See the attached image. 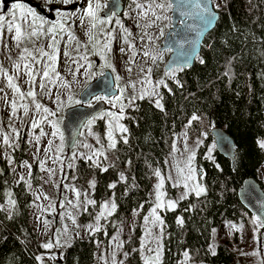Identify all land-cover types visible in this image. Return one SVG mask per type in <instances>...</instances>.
I'll list each match as a JSON object with an SVG mask.
<instances>
[{"label":"trees","instance_id":"1","mask_svg":"<svg viewBox=\"0 0 264 264\" xmlns=\"http://www.w3.org/2000/svg\"><path fill=\"white\" fill-rule=\"evenodd\" d=\"M216 2L218 21L205 37L192 67L162 73L160 81L164 83L126 109L120 122L127 132H114V149L107 147L104 118L95 119L89 128L106 151L97 160L79 158L69 170L79 190H88L90 182L95 184L89 189L92 203L79 222L94 223L107 201L116 208L99 220V229L64 247L57 260L64 264H96L100 250L106 251L113 236L133 217L136 226L119 251L117 264H145L139 224L152 208L150 194L156 172L166 173V156L182 128L194 129L196 123H203L205 138L197 147L194 165L202 176L205 193H189L178 201L175 210L165 208L161 212L160 264H186L185 259L188 263L233 264L237 251L233 242L218 244L214 252L209 247L213 231L222 223H237L245 215L252 217L238 200L243 182L253 178L264 189L259 178L264 163L260 144L264 140V0H213V4ZM138 11L136 6L126 7L125 14L118 18L131 33V44L134 37L140 36ZM113 30L116 40L111 54L120 59L125 33L118 25ZM3 31L8 29L3 27ZM157 100L162 107L156 106ZM193 115L198 119L193 121ZM214 128L224 129L234 141L232 162L216 152L210 134ZM18 146L10 152L15 166L27 160L28 154L22 138ZM0 162V264H41L37 257L43 249L29 223L32 194L24 181L16 179L14 171L10 173L5 161L0 158ZM32 170L31 183L37 186L35 177L39 174L35 167ZM166 183L167 196L173 198ZM113 184L115 187H111Z\"/></svg>","mask_w":264,"mask_h":264},{"label":"rangeland","instance_id":"2","mask_svg":"<svg viewBox=\"0 0 264 264\" xmlns=\"http://www.w3.org/2000/svg\"><path fill=\"white\" fill-rule=\"evenodd\" d=\"M99 2L104 6L99 12V15L104 18L106 16L103 12L105 11L108 0H99ZM160 2H165V0H127L122 13L125 14L126 7L132 5L136 7L138 4L144 5L146 9L149 4H152L153 10L159 15L161 10L155 8L154 5ZM75 3L80 4L81 0H76ZM73 4L74 3L69 4L67 7ZM82 4V9L86 8L87 0H83ZM213 5L216 7V5L219 4L216 2V4ZM11 7L12 5L7 10V16L3 21L6 22L5 26L2 23V27H0V85L2 83L8 84L7 77L12 76L15 78L14 83L19 86L21 91L27 93L31 85L27 83L29 77L24 74L25 69L23 65L29 64L34 69L40 68V71L35 77L36 86L34 88L31 87L36 93L34 100L32 97H30L31 99H26L27 95L21 97L14 89H0V158L8 165L10 173L14 171L17 180L20 179L27 184L32 194V203L29 208V223L43 249V254L40 256L41 259L39 260L41 264H43L44 261L52 263L58 259V255L62 252L64 247L69 245L74 239L85 237L88 233L99 229V220L101 218H106L113 210L111 202L107 201L103 204L101 212L94 223L89 222L87 224H81V222H79L80 215L87 209L88 205L92 203L89 191V189L92 188V183L90 182L88 190H79L69 177V170L72 169L74 163L79 158L87 160L88 156H93V159L97 160L99 156H102H94L93 153L97 151L102 152L104 155L106 149L102 148L101 145L97 143L95 136H91V131L89 129L95 119H100L101 116L105 119L107 125L105 134L107 147H109L110 141L108 139V132L111 130L114 136V132L119 131V129L116 127L117 121L112 120L106 113H116L122 118L125 115L126 109L130 107L137 98H140L142 92L144 93L143 97H146L156 91L162 73L168 75L169 72H165L162 66L165 64L164 58L168 57L167 54H169V51L160 52L159 48L165 34L171 27V9L169 12L167 8L164 9L163 13H161V16H163L162 20H156L151 12L145 17L142 14L145 9L139 8L136 19L137 25L140 27V36L132 39V44L135 48L130 49L129 44H124L125 53H123L120 59H115L112 57V54H110V63L114 66L115 72H112L110 68L105 66V60L101 54V45L106 38L104 32L111 31L114 37L113 40H116V34L113 28L116 27L117 24L115 21L118 18L114 16L111 23L103 26L98 24L97 28L92 30L96 39L90 41L85 34L86 28L89 25V20L85 18L82 25L81 20L78 18L83 14L82 10L75 11L76 16L69 19L76 20L73 27L76 33V40L74 39L73 43V58L76 67L78 65H84V67L80 68V71L76 73V85H73L74 75H71V73L75 70V64L71 62L69 56L65 57V55H61L60 57L63 58H59V67L63 72H59L55 64V72L59 73V76L62 77L61 80L55 79V73H50L53 77V81L52 83L44 81L47 86L42 91L39 88V84L41 83L39 73L44 68L45 64L51 62L46 56H40V58H38L36 55H40L39 49L51 52L52 48L50 45L53 41L50 36L46 34L30 37L28 33L31 29L28 24L17 20L16 23L23 24L26 36H24L20 47L17 48L19 54H16V56H18L19 59L16 60L15 58L12 62L11 49L6 45V40L9 41L7 38H10V41H15L13 39L14 31H3V27L8 29V23L11 22L12 18L9 14L11 12ZM0 12H2V10H0ZM17 15L19 14L17 13ZM131 17H133L131 19L133 25L134 16ZM164 17L166 18L163 19ZM149 24L151 25L150 27L148 26ZM45 28H47V25H45ZM161 31L163 34H161ZM64 32L70 33L71 31L68 28ZM141 32L144 33L141 34ZM60 33L61 32H58L57 35ZM113 40L111 42V47L114 45ZM25 48L28 49V52H30L32 56H26V59L21 60L20 56ZM66 49L69 51V47ZM133 52H135L134 57ZM145 52H148L149 56H145ZM33 56L40 59L37 65L32 59ZM153 56L156 57L155 60L152 59ZM130 60L132 62H129ZM88 62L93 65L91 69H87ZM16 64L21 65L19 70L15 67ZM129 68H131V71H128ZM141 69L144 71H141ZM149 69H151L150 73L148 72ZM106 70L111 73L114 86L117 89V94L115 96L120 95V88L124 89L122 96L124 111L123 113L120 112V102H116V106L114 107L113 104L102 100L105 103L106 111L96 116V118H92L93 123L91 125L87 123L86 126H84L80 133L81 138L79 136L73 148L67 152L62 131L64 113L68 108L80 104L76 103V101L79 100V95L84 90V87L101 76L100 73H104ZM5 73L7 75H5ZM117 75L120 77L119 81H115V76ZM132 85H135V87L133 88ZM133 97L135 99L130 104L129 99ZM95 102L97 101L93 98L91 104ZM37 103L41 105L40 109L36 108ZM25 108H27V112H25ZM44 108H47L49 111L47 113L44 112ZM52 113H54V115ZM110 121L112 125L111 128L109 125ZM118 123L121 124L120 119ZM34 124L36 125L35 127H33ZM53 124L59 128V133L55 136L52 135V133L56 131V128H53ZM182 129L183 130L178 136L171 142L169 152L166 156V173L161 175V177L156 176V180L152 185L150 194L153 203L152 208L156 204V186L161 178L164 179V186L161 192L164 194L162 198L165 202L169 200H181L182 193H194L196 195V192L192 191L193 183H199L204 187L201 183V174H198V167L194 165V160L192 161V166L196 169V180L194 182H189L188 189L183 186L184 181L178 169H184L185 173L187 172L189 156L194 153L195 157L197 147L204 141L205 126L203 123H196L194 129L188 126ZM60 133L63 134V140L60 139ZM21 138L28 147L27 160L22 162L21 165L15 166L10 152L18 149ZM5 140H7V143H5ZM260 144H264V140L260 141ZM85 145H87V147H85ZM33 167H35L36 173L39 174V177H35L38 180L37 186H33L31 183ZM169 177H171V179H169ZM259 178L264 185V163L259 170ZM174 181H179V186H175ZM166 182L169 183L172 189L170 196L173 198H168L167 196L169 191L165 189ZM77 193H79V197ZM204 193L205 192L200 195ZM105 204H108L107 209L104 208ZM162 211L161 209H157V214L161 219ZM101 213H103V215H101ZM147 217L149 218L148 223H145L143 219L141 224H139L142 230L140 252L146 257H153L157 250H159V252L161 251L160 240L162 237L163 225L161 226L159 222L156 224L152 223L154 218L151 215V210ZM256 220L257 219L253 216L248 217L245 215L243 219L237 223H222L212 233L209 247L210 251L214 252L218 244L233 242L237 247L233 264H264V237L260 235V233H263L261 232V228H256V224L254 223ZM135 222V218L131 217L125 224L126 227L118 230L109 243L107 250H100L96 264L118 263L119 251L124 243L131 238L136 226ZM89 226H91V228H89ZM57 239L60 241L61 247H53L52 249L43 247L45 243L49 241L55 243ZM149 249L152 251H149ZM51 257L55 258L52 259ZM185 263L202 264L197 262L188 263L186 259Z\"/></svg>","mask_w":264,"mask_h":264},{"label":"snow or ice","instance_id":"3","mask_svg":"<svg viewBox=\"0 0 264 264\" xmlns=\"http://www.w3.org/2000/svg\"><path fill=\"white\" fill-rule=\"evenodd\" d=\"M9 0H0V10H6L7 9V5H8ZM76 0H44V5L42 6H46V11H48L49 13L53 14L54 17H56V19L54 20V22H50L47 18H45V16H43L36 8H34L31 5H28L26 3L21 2V0H16L15 3L12 4L11 7V12L9 13L11 16V22L8 23V31L9 32H13L14 31V35H13V39L16 41V46L19 47L25 33L23 32V24L22 23H16L17 20H20L24 23H27L29 28L31 29V31L28 33V35L30 37H37L40 34H46L48 36H50V38L52 39L53 43L50 45V47L52 48L51 52H47L44 51L43 49H39L40 52V56L44 57H48V60L51 62L49 64H45L44 68L41 70L40 77H41V83L39 84V88L43 91L46 88V84L44 83V81H47L48 83H52L53 81V77L50 75V73H55V79H60L59 73L55 72V64H56V60H57V56H56V44H55V39H56V35L58 34V32H63L66 30L65 26L68 22V20L71 18L72 14L76 11L75 8L68 10L67 9V5L75 3ZM57 5H60L59 7H57ZM155 8L160 9L161 11H163L164 9H172L173 8V0H165V2H160V3H155ZM102 7H104L99 0H87V6L86 8L82 9V15L80 17H78L83 25V20L85 18H87L89 20V25L86 28L85 34L88 36L89 40H95L96 36L93 34L92 30L97 28V25H106L111 23L112 18L116 15L115 13H110L109 15H107L106 17L102 18L99 15V12L101 11ZM138 8L141 9H145L144 5H137ZM216 7L218 8L219 5H216ZM195 8L198 10V15H200L203 19V26L205 29H210L211 26L214 24V21L216 20L217 16L215 11L210 7V5L208 4L207 0H195ZM151 12L152 16L155 17L156 20H160L162 17L161 15H158L154 10H153V5L149 4L147 6V8L143 11V15L145 17H147L148 13ZM17 13L19 15H17ZM187 13L181 12V15L184 16ZM166 18V17H165ZM5 17L2 14V12H0V27H2V23L4 21ZM116 24L120 26V28L124 31L125 35H124V43L129 44V48L130 49H134L135 46L133 44L130 43V41L128 40V36L131 35V33L127 30L123 28V25L121 24L119 19H116ZM181 23H183V21H181ZM45 25H47V28H45ZM139 26V25H138ZM149 27L151 26L150 24L148 25ZM161 34H163V32L161 31ZM105 35V40L101 45V54L103 55V58L105 60V66L110 68L112 70V72H115V68L114 66L110 63V54L112 53V47H111V42L114 39L112 32L111 31H107L104 32ZM74 38V37H73ZM151 39V38H149ZM99 42V41H97ZM120 52L121 53H125V49L124 48H120ZM26 54V55H25ZM65 56H69V53L65 52L64 53ZM135 55V52H133V57ZM145 56H149L148 52L144 53ZM26 56H32V54L30 52H28V49L25 48L23 49V52L20 56L21 60L26 59ZM84 58V57H82ZM33 61H35L36 63H39V59L35 56L32 57ZM86 59V58H84ZM153 60L156 59V57H152ZM75 63V61H73ZM129 62H132L131 60ZM202 62V61H201ZM15 67L19 70L21 65L20 64H16ZM24 69H25V75L29 77L27 83H29L30 85H32V87L34 88L36 86V80L35 77L37 76V71L29 64H24L23 65ZM84 67V65H78L76 67V69L73 71V75L75 76V74L77 72L80 71V68ZM93 67V65L88 62L87 64V69H91ZM86 69V71H87ZM128 71H131V68L128 69ZM141 71H144L143 69H141ZM151 69L148 70V72L150 73ZM172 70H169L168 74H171ZM5 75H7L5 73ZM101 76L104 75L103 72L100 73ZM8 86L12 87L14 89L15 92L19 93L21 95V97L27 95L28 97H32L33 100L35 99L36 93L34 90L30 89L27 93H24L21 91V89L19 88L18 85H16L14 83V77L12 76H8ZM120 77L117 75L115 76V81H119ZM159 83L163 84V81H160ZM67 86V85H66ZM165 87L167 85H164ZM107 87V86H106ZM132 87L134 88L135 85H132ZM120 95L117 96H109L106 93L104 95H95V100L97 102L99 101H106L110 104H113V106H116V102H120V112L123 113L124 111V105L122 103V96H123V92L124 89L120 88L119 89ZM144 96V93L142 92L140 95V98L142 99ZM135 98H130L129 99V103L131 104V102L134 100ZM76 103H80L79 100L76 101ZM14 106V105H13ZM88 106L91 107V101L88 102ZM156 106L157 107H162V105L160 104V101L157 100L156 101ZM36 108L40 109L41 105L40 104H36ZM44 112H48L49 110L47 108L43 109ZM25 112H27V108H25ZM54 115V113H52ZM106 115L110 116L112 118V120L117 121L116 127L119 129L120 132H127V129L118 123L119 119H121V116H118L116 113H106ZM101 118H103V116H101ZM191 119L197 120L198 117L193 115L191 117ZM89 125H91L93 123L92 120H89L87 122ZM110 128H111V121L109 122ZM36 125L34 124L33 127H35ZM53 128H56V131H54L52 133V135H57V133H59V128L56 127L55 124H53ZM60 139L63 140V134L60 133ZM108 139L110 141L109 147L110 148H115V141L113 139V135H112V131L110 130L108 132ZM126 142V140H125ZM5 143H7V140H5ZM216 145H214L215 147ZM85 147H87V145H85ZM261 147H264V144L261 145ZM93 155H103L102 152H95L93 153ZM210 158V157H209ZM88 160H92L93 156H88L87 157ZM194 160V153L192 155L189 156V162L187 165V172L185 173L184 169H178V171L181 174V178L184 181L183 186L188 189L189 188V182H194L196 180V169L192 166V161ZM97 167H99V163L96 164ZM104 171H107V168L103 169ZM156 176L157 177H161V173L159 171L156 172ZM202 178V176H201ZM121 179H123V176H121ZM169 179H171V177H169ZM174 185L175 186H179V181H174ZM95 184L94 182H92V187H94ZM164 186V179L161 178L160 182L157 184L156 188V204L155 206L151 209V215L154 218L152 223L156 224L157 222H159V224L162 226L163 225V221L160 218V216L157 214V209H165L167 208L168 210H175V208L177 207V203L178 201H167L165 202L163 200V193L161 192V189ZM111 187H115V185H111ZM192 191L196 192V195L199 196L201 193L205 192L204 187L199 184V183H193L192 186ZM187 195V193H182L181 194V199L185 198ZM77 196L79 197V193H77ZM10 203H12L14 205V201H10ZM112 209L115 210L116 205L113 203L111 205ZM104 208L107 209L108 208V204L104 205ZM111 213H109L110 215ZM101 215H103V213H101ZM145 223H148L149 218L146 216L144 218ZM47 223V222H45ZM178 223H183L182 219H178ZM254 223L256 224V228L260 229V228H264V218L258 217L256 221H254ZM89 228H91V226H89ZM260 235L262 237H264V233H260ZM62 245L60 244V241L57 239L55 241V243L49 241L48 243H45L43 245L44 248L46 249H52L53 247H61ZM149 251H152L151 249H149ZM184 255L187 257L188 253L185 252ZM52 259H54L55 257H51ZM37 259H41L40 257H37ZM145 264H160V252L159 250L156 251L155 255L153 257H146L145 258Z\"/></svg>","mask_w":264,"mask_h":264},{"label":"water","instance_id":"4","mask_svg":"<svg viewBox=\"0 0 264 264\" xmlns=\"http://www.w3.org/2000/svg\"><path fill=\"white\" fill-rule=\"evenodd\" d=\"M123 1L108 0L104 15L107 16L110 13L120 15L124 9ZM14 2L16 0H9L7 7ZM207 2L217 16L210 29L204 28L203 19L198 15V10L195 8V0H173V8L171 9L172 26L166 33L159 50L160 52H170L164 67L165 72L177 68H191L194 64L201 52L205 37L214 29L219 18L218 12L213 7L212 0H207ZM27 4L36 8L41 14L44 13L40 5L30 2H27ZM181 12L187 14L182 16ZM105 93L109 96L117 94V89L109 71L104 72L103 76L89 83L79 95L80 104L67 109L65 112L62 131L67 152L73 148L84 125L105 110V104L102 101L96 102L91 107L87 105L88 102L95 95H104ZM210 134L213 145H216L214 147L216 152L232 162L236 147L234 141L222 128H214L210 131ZM2 172L0 162V175ZM238 200L241 206L256 219L258 217L264 218V189L255 179L248 178L243 182L242 187L238 191ZM263 231L264 228H261V232ZM43 264L64 263L59 260L52 263L44 261Z\"/></svg>","mask_w":264,"mask_h":264},{"label":"flooded vegetation","instance_id":"5","mask_svg":"<svg viewBox=\"0 0 264 264\" xmlns=\"http://www.w3.org/2000/svg\"><path fill=\"white\" fill-rule=\"evenodd\" d=\"M82 1L83 0H81L80 4L74 3L72 6L67 7V9L71 10V9L75 8L76 11L77 10H82V7H83ZM21 2L26 3V4H27V2H30V3H33V4L40 5L42 10L44 11V13L42 15L45 16V18H47L50 22L54 21L55 17L53 16V14L49 13L48 11H46V6H42V5H44V1H42V0H37V1L36 0H21ZM12 4L13 3L9 4V6L7 7V9L5 11L2 10V14L4 15V17L7 16V10L9 9V7ZM57 7H59V5H57ZM122 14L115 15V18H120L122 16ZM73 16L74 17L76 16L75 12L72 14L71 17H73ZM75 23H76V20H68L65 28H66V30L69 28V30L71 32L70 33H65L63 31L59 35H56V54H57V57H58L57 60H56V69L59 72H63V71L60 70V67H59V58H63V57H60V56L61 55L63 56L65 52L69 53V59L71 60V62L73 64H75V69H76V63L73 62L74 61V58H73L74 57L73 43H74V39L76 40V33L74 32V29H73ZM171 26H172V21H171ZM22 30L24 32V29H22ZM24 36H26V34ZM8 47H10V49H11V55H12L11 56V60H12V62L15 60V58H16V60L19 59V57L16 56V54H19L17 52V48H19L20 46L19 47L16 46V41H14V42L9 41V46ZM67 47H69V51H67V49H66ZM36 56H38V58H40V55H36ZM65 57H68V56H65ZM66 59H68V58H66ZM39 61H40V59H39ZM36 65H37V63H36ZM35 70L37 71V74H38V72L40 71V68L39 69L35 68ZM7 71H8V68H7ZM71 75H72V73H71ZM61 78L62 77L60 76L59 80H61ZM76 78H77V74L73 78V82H72L73 85H76ZM31 87H32V85H31ZM31 87H30V89H32ZM0 89H2V90H5V89L13 90V88L9 87L7 83H2L0 85ZM75 96H76V94H75ZM26 99H31V98L26 96ZM75 106H77V105H75ZM62 125H63V123H62Z\"/></svg>","mask_w":264,"mask_h":264}]
</instances>
